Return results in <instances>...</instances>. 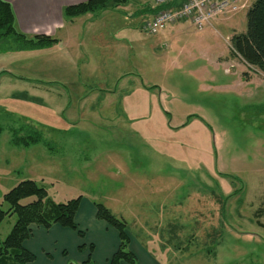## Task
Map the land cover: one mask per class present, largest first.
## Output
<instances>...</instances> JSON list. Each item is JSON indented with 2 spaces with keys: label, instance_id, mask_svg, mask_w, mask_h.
Listing matches in <instances>:
<instances>
[{
  "label": "rangeland",
  "instance_id": "obj_1",
  "mask_svg": "<svg viewBox=\"0 0 264 264\" xmlns=\"http://www.w3.org/2000/svg\"><path fill=\"white\" fill-rule=\"evenodd\" d=\"M251 1L217 20L220 34L190 22L179 39L162 35L170 25L148 33L154 0H129L106 8L125 13L112 23L125 30L111 25L92 56L60 45L2 50L0 72L13 74L0 73V202L31 179L54 203H103L162 262L166 246L164 264H264V72L231 55L227 22L244 32ZM22 90L30 98L10 97ZM149 199L167 222L137 229L119 202ZM150 203L140 222L154 217ZM15 221L5 216L0 240Z\"/></svg>",
  "mask_w": 264,
  "mask_h": 264
},
{
  "label": "crops",
  "instance_id": "obj_2",
  "mask_svg": "<svg viewBox=\"0 0 264 264\" xmlns=\"http://www.w3.org/2000/svg\"><path fill=\"white\" fill-rule=\"evenodd\" d=\"M6 1L10 2L14 9L16 22L20 31L28 35L44 34L52 36L53 38H56L58 40L55 44H53L54 47L60 45L57 46V48L61 49V46H65L67 47L69 53H71V49H73L72 47H74L77 49V53L88 55L92 54V52L90 51L92 48L96 49L102 47L101 39L104 38V31H106L111 25H113L112 27L115 26L114 24H112L113 21H116V23H118V20H121L123 22L125 17V13L121 11V9H119L123 8L122 6H119V8L116 9L115 15L110 14L108 9H103L96 13H86L72 18L65 17L62 14V8L64 6L78 4L87 0ZM252 2L253 0L247 5V9ZM154 7L155 6H153L152 3L149 8L150 13L155 12L153 10ZM235 20L236 19L234 18H229V20L227 21L230 24L231 28H233L232 34L236 33V27L234 26ZM184 23L185 22H178L177 24L170 25L164 32H162V35H170L172 37H178L179 39V35L185 34L188 30L186 29V31H184ZM208 26H210V28L220 34L223 30L222 28L221 30L220 27H225L227 25L226 22L224 23L215 20L212 21ZM115 29L117 30L118 34H123L125 27H117L116 25ZM232 34L230 36H232ZM98 40L100 41V43L98 42ZM60 58L64 57L60 55ZM78 62H80V60H78ZM93 68L96 67L93 66ZM6 71L8 72H6L8 75L13 74L8 70ZM16 95L28 98H30L31 96L27 91L22 90L12 92L10 94V97L15 98ZM162 146H175L177 148L183 149L181 147L182 145L179 146L178 144L173 143H166V145ZM161 189V187H155V189L152 190V195L157 197V195L162 191ZM126 192H128V190ZM201 194L203 195L202 192ZM127 197H132L133 199H135L133 193ZM151 201H153V203H150L153 208V212L150 213L155 212L153 214L154 217H150V223H147L146 221L140 222L139 218L141 216L145 217L146 211H150V207L146 205V202L149 203ZM119 203L124 207L126 206L128 209L127 212L133 215L134 218L135 215H138V218H135L136 220L134 222V225L137 229H140L141 227L145 228L147 227V225L151 226V223L153 224L154 220L156 222L159 221V224H161V219L164 220V222H167V220L163 219L161 209L159 208V203H157L155 200H133V208L128 207V203ZM201 203L202 200L200 201V205ZM176 205L179 204L175 203V206ZM108 209L110 210V208ZM201 209H203V205L201 206ZM75 221L78 229L84 233L82 237L78 235L76 230L64 228L57 224L52 225L50 228H44L43 226L33 224L31 226V236L29 239H27L24 245L29 251L34 254L35 259L27 264H82L86 260H89L90 264L107 263L119 247L120 239L118 231L106 222H103L96 218L93 202H90L88 200L81 199L75 215ZM185 222L186 221H181L180 225H178V230L181 231L183 226L185 229L187 228L184 224ZM126 230L129 237L128 251L133 254L135 258V264H164L163 262L168 260V252L165 250L166 246L164 247V250H162V253L164 255V261L162 262L160 258L152 254V250L146 248V246H144L143 244H140L135 238H133V236H131L128 229ZM177 235H180V233L177 232ZM176 236L171 233L169 239L172 238L176 240L178 239ZM142 237H144V235ZM179 239H183L182 236H180ZM149 244H154V241ZM180 244L182 245V243ZM120 264L128 263L121 261Z\"/></svg>",
  "mask_w": 264,
  "mask_h": 264
},
{
  "label": "trees",
  "instance_id": "obj_3",
  "mask_svg": "<svg viewBox=\"0 0 264 264\" xmlns=\"http://www.w3.org/2000/svg\"><path fill=\"white\" fill-rule=\"evenodd\" d=\"M129 0H87L62 8L65 17H77L88 12L94 13L106 9L109 5H123ZM160 7H154L156 11ZM58 40L44 34L28 35L20 31L16 22L14 9L10 2L0 0V53L2 50L28 51L47 48ZM230 52L233 57H240L246 63L256 66L264 72V0H253L246 12V30L236 32L230 37ZM1 72H7L5 70ZM0 72V73H1ZM8 73V72H7ZM34 197L27 203L21 199ZM82 196L64 203H54L47 198L46 190L31 179L22 180L3 194L0 202V223L6 215L16 214V221L7 236L0 240V264H27L35 259L24 243L30 238L33 224L50 228L57 224L76 230L79 236L75 215ZM3 204L7 209L3 208ZM96 216L114 227L119 234V247L112 258L104 264H120L121 261L135 264V258L127 250L128 233L124 219L115 216L102 203H95ZM82 264H90L89 260Z\"/></svg>",
  "mask_w": 264,
  "mask_h": 264
},
{
  "label": "built area",
  "instance_id": "obj_4",
  "mask_svg": "<svg viewBox=\"0 0 264 264\" xmlns=\"http://www.w3.org/2000/svg\"><path fill=\"white\" fill-rule=\"evenodd\" d=\"M237 5L238 0H154V6L160 8L146 20L145 28L155 34L166 26L190 22L202 30L214 20L234 15Z\"/></svg>",
  "mask_w": 264,
  "mask_h": 264
}]
</instances>
